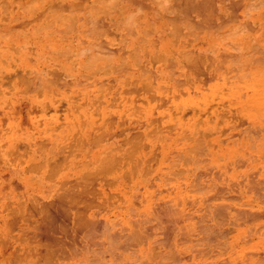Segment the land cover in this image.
I'll use <instances>...</instances> for the list:
<instances>
[{"label": "rangeland", "instance_id": "obj_1", "mask_svg": "<svg viewBox=\"0 0 264 264\" xmlns=\"http://www.w3.org/2000/svg\"><path fill=\"white\" fill-rule=\"evenodd\" d=\"M40 12L43 16H46L47 13V18L50 23L52 21L53 24L51 25L54 28L57 27L58 29L57 25H59L58 32L52 41L50 39L47 40L44 33L45 29L50 27V25L45 26L44 23L35 24V20L32 22L34 25L28 23V14L30 10L19 11L10 8L0 9V264H12L15 260L17 262L15 261L13 264H53V262L54 264H98V261L101 262H99V264H109L110 261L114 259L113 254H120V251H118L120 249L115 248V251L117 249L116 254L113 250L114 247L112 249L111 244L107 246V243H110L108 240L113 235L112 233L115 232V234H118L121 227L122 230L120 232L124 231L123 229H128V231L134 229L146 231L152 230V228L155 231L156 229L155 235L150 237V243L153 244L155 252L161 249L160 257L163 259L159 260V257L157 260L160 264H166L168 262L167 260H169L167 264H173L176 263V261L177 264H179L181 262V257L177 256L176 253H178L177 251L180 249L181 253L182 250L187 253H184L186 256L183 257V261L187 262L188 259L189 264H191L190 261H193V256L200 253L199 249H203L204 246L211 247L212 249L210 248V251L222 252L224 255L222 254L223 256L221 259L230 261V264H244V260L247 258L253 256L257 257L256 254L264 255V186H262L264 185V59L236 56L196 59L197 62H204L201 66L197 65L192 68L197 70L195 73L181 72L187 69L185 67H176L173 72L169 73H160V69L157 70L156 68L150 67L147 75L148 90L147 94L143 93V99H141L140 95L138 96L135 91L124 93L125 90H123V92L118 90V99L114 107H98L93 105L70 106L68 112L65 113L68 115L62 117L59 114L60 107L58 106L60 99L67 98V100L70 101L75 99H88L91 101L90 99H93L96 95L97 97L101 96L103 92L99 93L98 83L94 81L92 77H88L89 75H85V81H79L61 89L54 84L55 80L53 81L52 74L46 78L49 80H46L42 77L43 75L35 73L41 66L52 65L59 60L49 57L50 54L43 50L50 48L61 49L62 43L66 44V40L62 41L61 32H59L60 24H55L61 23V13L54 12L51 20V11ZM74 18L75 15H69V22L71 23ZM31 19L33 20L34 17ZM84 48L91 49V45H87ZM232 53H236V51H232ZM190 60L192 61L193 59ZM69 64L71 65L74 63ZM90 64H92V59H90ZM20 70L31 71L32 73L21 74L19 72ZM241 74H243L241 76L242 79H239ZM125 80L126 79H124L125 83L123 84L126 86ZM178 82L182 83L178 84ZM150 86L152 87L150 88ZM106 92L107 94L109 93V91L106 90L103 94L105 95ZM39 94L41 95L39 96ZM39 98L44 99L43 101L48 102L50 106L42 105L36 108ZM103 117H116L117 120L105 121L99 119ZM157 127H159V130H157ZM155 130L159 133L156 134ZM152 133L156 137H153V135L151 136ZM159 134L160 137L158 138ZM187 134L189 135L186 136ZM200 136L203 137L201 138ZM255 136L258 137L256 138ZM93 138H96L94 139L95 141ZM95 142L96 144H93ZM200 142V146L202 142L204 143L201 147L199 144H196ZM130 150H133L134 153H130ZM129 153L132 154L131 157H129ZM180 155L183 156L184 160ZM185 156H189L191 159L189 157L185 159ZM126 157L132 160L128 161ZM236 157H238V159H236ZM114 159L116 161H113ZM104 160L106 162H103ZM178 160L179 163H175L176 161L178 162ZM197 160L200 161L198 162ZM136 161L137 163H135ZM112 164L114 166H112ZM108 165L110 167H106ZM143 165L145 169L147 167L149 168L147 173ZM135 166L138 168L136 169ZM141 166L143 171H141ZM151 166L153 169H150ZM93 167L94 169L97 168L95 170L96 172ZM101 167H106L105 170L108 168L112 169H110V172L105 173L104 168ZM181 168H184L183 171ZM199 168L201 169L199 170ZM133 169L135 171H133ZM214 170H217V174ZM123 171L126 174H123ZM175 171L178 172V174ZM49 172L52 174H49ZM102 172L103 174L100 176ZM87 173L90 174V176L86 175ZM94 174L97 175V178L96 176L94 178L91 177ZM98 174L100 177H98ZM82 176L89 180H87V185L85 182L86 180H82ZM78 177H81V179ZM79 179L80 181H77ZM106 180H108L109 183L108 181L106 182ZM90 181H93V183ZM231 182L233 183L231 184ZM255 183L258 186H256ZM50 185H55L54 189L51 191ZM93 186L99 191L94 189ZM70 188L72 189L69 191ZM137 189L138 191H136ZM71 191L73 193H71ZM80 191L83 194H81ZM50 192L52 193L50 194ZM46 194H49V196ZM71 194L72 196H69ZM134 194L140 195L134 196ZM6 195L8 196L6 197ZM64 195L69 199H65ZM120 195L121 197H119ZM211 195L216 196L212 197ZM83 196L84 198H82ZM156 196L158 198H156ZM75 197L76 200L74 199ZM204 199H206V201H204ZM18 201L22 203H18ZM222 201L223 204L221 203ZM26 202H28V205ZM36 202L37 204H35ZM51 202H53L51 205L53 208L51 209V207H49V209H44V204H50ZM76 202L80 206H78ZM97 202L100 204L98 205ZM193 202L195 203L193 204ZM215 202L217 205L222 204V206H226V209H224L227 211V216L224 214L226 219L221 215L219 217V214L215 212L214 208H212L214 212L209 208L212 207ZM30 203L31 205L34 203L33 206L37 205L38 207H33ZM146 203L148 204V209ZM205 203H208L209 206L207 207L208 204ZM19 204L23 206L21 207ZM149 204L151 207H149ZM12 205H14L13 208L15 205V208L20 206V211L23 212V214L19 211L15 213H19L23 217H16L17 215L14 214V210H12V215L16 218L14 219L15 222H13L12 219L13 226L12 223H9L12 226H10V230L8 222L12 218V215L9 209L11 210ZM24 205L26 208L29 206V211H27L28 209H26ZM41 205L42 207H40ZM193 205L195 206L193 207ZM131 207L132 210L134 209V215L132 210H130ZM158 207L164 208L163 212L159 214L160 216L158 215L157 217L156 214L158 213L156 212ZM243 207H247L248 210ZM39 209L43 211V215ZM15 210L17 211L19 209L17 208ZM55 210H57V212ZM154 210H156V212H154ZM211 210L213 212V214L211 213L212 215L215 217L218 216L216 220L213 216L214 223L216 221L215 225L217 226L218 224L220 226L215 227L222 228L226 233V236L223 235L225 236L224 238L220 236L217 237L218 239L221 238V241H225L224 243L227 242L226 244L223 243L225 249H223L221 246L222 242H219V240H217V245H215L213 241L208 244L206 240H202L199 243L197 239L199 243L196 244L197 246H189V242L191 241L186 240L189 236L185 239L181 238L183 235L184 237L187 236L186 233H184L187 232L185 229L187 227L191 228L192 226L191 229L194 227L198 228L201 224L207 222L206 219L208 218L204 221L201 220L204 216H201L204 212L209 215L208 212H211ZM25 211L28 215L31 212L32 214L34 213V216L37 215L39 217L36 216L34 219L31 213V216L29 215L26 217ZM235 211L237 214H240V217L239 215L236 216L237 214H235ZM47 212L49 216L53 215V222L60 223L59 225L56 223L53 229H59V233L57 234L59 235L62 233L61 237L63 236L64 239L66 238L67 245L65 243H61L60 245H63V247L68 246L69 249L74 246L73 248L77 249L72 248L71 251L68 250L61 256L59 250H55V248L53 250V248H51V250L48 249V251L46 247H44V239L41 240L40 230L39 232L37 230L43 226H40L38 222H41L44 213L48 214ZM73 212L76 216L86 215L89 217L91 214V226L77 225V217ZM144 212L146 215L149 214L147 215L148 217L145 216ZM168 212L170 214L173 213V215L176 213V218H174L173 215L171 217ZM58 213L59 215H57ZM19 214L18 216H20ZM162 214L165 215L163 216ZM211 214L210 217H212ZM193 216H195V218ZM143 217H146V219L143 220ZM221 217H223V221ZM17 218L20 220L16 221ZM139 218L142 219L141 223H143V225L140 223ZM147 218H149V222ZM4 219L9 220L5 222ZM24 219H26V221ZM21 220H24L26 225L24 222H22L23 224L20 223ZM61 221L67 223V226L63 222L61 223ZM104 221L106 222L105 224ZM182 221L185 224H183ZM17 222L21 224V228L26 227L24 228L25 230L23 228V231L19 230L20 226ZM28 222L29 225L31 223L30 228L33 229V231L27 228L29 227ZM35 222L37 223L35 224ZM126 223L127 227L125 225ZM144 223L148 224L144 225ZM178 223L181 224L178 225ZM141 225L145 227L142 228ZM260 225L261 227L259 228ZM177 226H181L182 228ZM249 226L250 228H248ZM107 228L112 232H107ZM175 228H178L176 229L177 231H174ZM88 229H90V231ZM169 230H173V233ZM166 231L170 232L171 239L167 236ZM24 232L25 234H21ZM34 232L36 233L35 239L33 238ZM86 232L89 234L91 233L92 240L85 238V236L82 238V235L88 234ZM178 232H181V234H178ZM203 232L206 233L205 231ZM26 233H29V236H26ZM93 233H95L96 236ZM192 233L196 236V232ZM63 234H67L65 235L66 237ZM74 234L76 237H74ZM107 234L109 238L106 241L104 238H107ZM94 236L97 238V241L94 240ZM87 237L90 238V236ZM179 238L185 241L179 240ZM20 239L22 240L20 241ZM30 239L33 242L35 240V242L39 244L34 242L32 245ZM175 240L176 242L177 240L180 242V244L178 243V250L175 249L176 246L174 247L173 245ZM28 241H30L29 244H31L33 248H30L31 245L29 246ZM154 241H157V243H161L162 241V243L156 246L157 243L154 245ZM88 242L94 250L92 248H90L92 250H89V248L85 249ZM93 242L98 246V249L101 247L102 251L101 249L98 250L94 248ZM116 243L115 245H117ZM146 243L142 242L140 246H146ZM200 244L203 245V247H201ZM40 245L43 247L41 248ZM170 245L173 246V248H170ZM103 247L107 248L104 249ZM109 247L110 249L108 251ZM156 247H158L157 250ZM37 248L40 249V251ZM31 249L33 251L32 254ZM46 252H50V254H48L49 256H47ZM112 252L113 254H111ZM148 252L151 254L150 251ZM149 253L142 256L146 259L141 257L142 252H140V250L138 252L139 256L138 254H133L134 259H130V256H128L129 254L124 253L123 258L117 256L119 261L114 259L115 261L112 260L111 262H114L110 264H136V255L139 258H137V264L139 262V264H149L150 262V264H154L155 261ZM189 253L192 254L190 259L189 257L185 259ZM15 254L17 255L16 258L14 256ZM55 254L57 255L54 257ZM31 255H33L34 258L31 257ZM51 256H53L55 260L51 258ZM58 256L61 257L59 258ZM149 256L151 257L150 260L152 259L154 262L147 259ZM175 257H177L176 261ZM35 258L38 259L37 262ZM140 258L144 260L145 263L139 261L141 260ZM42 259H44L43 262L45 261V263H42ZM90 259L92 262H90ZM103 259H106V261ZM46 260L48 261L47 263ZM165 260L167 262H165Z\"/></svg>", "mask_w": 264, "mask_h": 264}, {"label": "crops", "instance_id": "obj_2", "mask_svg": "<svg viewBox=\"0 0 264 264\" xmlns=\"http://www.w3.org/2000/svg\"><path fill=\"white\" fill-rule=\"evenodd\" d=\"M8 8L30 10L29 24L35 20V24L50 25L44 33L51 41L59 25L54 28L47 13L43 16L40 11H51V20L54 12L61 13V23L55 24H60L59 32L66 44L62 43L61 49L43 50L59 60L41 66L35 73L45 79L53 73L54 84L61 89L85 81V75H89L98 83L99 93L109 91L91 101L60 99L62 117L68 115L65 113L70 106L114 107L118 90L135 91L143 99L150 67L160 69V73L173 72L176 67L187 68L181 72L195 73L197 70L191 68L202 65L195 59H264V0H0V9ZM69 15H75L71 23ZM87 45L91 49L84 48ZM43 100L38 99L36 108L50 106Z\"/></svg>", "mask_w": 264, "mask_h": 264}, {"label": "bare ground", "instance_id": "obj_3", "mask_svg": "<svg viewBox=\"0 0 264 264\" xmlns=\"http://www.w3.org/2000/svg\"><path fill=\"white\" fill-rule=\"evenodd\" d=\"M240 1H241V0H240ZM244 1H245V0H244ZM202 4H203V3H202ZM235 4H236V3H235ZM240 4H241V3H240ZM191 5H192V4H191ZM205 5H206V4H205ZM212 5H213V2H212ZM212 5H211V7H212ZM182 6H183V5H182ZM209 6H210V5H209ZM183 7H184V6H183ZM228 7H229V6H228ZM184 8H185V7H184ZM191 8H193V7H191ZM191 8H190V10H191ZM194 8H195V7H194ZM206 8H207V7H206ZM246 9H247V8H246ZM182 10H183V9H182ZM207 10H208V9H207ZM217 11H218V10H217ZM188 12H189V11H188ZM211 12H212V11H210V13H211ZM247 13H248V12H247ZM220 18H221V17H220ZM176 19H177V18H176ZM217 24H218V23H217ZM180 31H181V30H180ZM178 33H179V32H177V34H178ZM180 33H181V32H180ZM177 34H176V35H177ZM190 40H191V39H190ZM175 45H176V44H175ZM256 45H257V44H256ZM257 47H258V46H257ZM254 48H256V47H254ZM258 50H259V49H258ZM250 53H251V52H250ZM252 53H253V52H252ZM185 54H186V53H185ZM262 54H263V53H262ZM262 54H261V56H262ZM186 55H187V54H186ZM245 56H246V55H245ZM192 57H193V56H192ZM256 57H257V56H256ZM200 58H201V57H200ZM192 59H193V58H192ZM212 59H213V58H212ZM236 59H237V58H236ZM195 60H196V59H195ZM192 61H194V60H192ZM200 61H201V60H200ZM222 61H223V60H222ZM236 61H237V60H236ZM201 62H202V61H201ZM203 62H204V61H203ZM203 62H202V63H203ZM190 63H191V62H190ZM193 63H194V62H193ZM196 63H197V61H196ZM221 63H222V62H221ZM232 63H235V62H232ZM122 64H123V63H122ZM191 64H192V63H191ZM195 65H196V64H195ZM118 66H119V64H118ZM190 66H191V65H190ZM190 66H189V67H190ZM200 66H201V65H200ZM206 67H207V66H206ZM208 67H209V66H208ZM119 68H120V67H119ZM233 68H234V67H233ZM142 69H143V68H142ZM191 69H192V68H191ZM234 69H235V68H234ZM32 70H33V69H32ZM118 70H119V69H118ZM142 71H143V70H142ZM142 71H141V72H142ZM144 71H145V69H144ZM193 71H194V70H193ZM119 73H120V72H119ZM126 73H127V72H126ZM52 74H53V73H52ZM112 74H113V73H112ZM131 74H132V73H131ZM141 74H142V73H141ZM242 75H243V74L240 75V78H239V79H242V78H241ZM25 76H26V75H25ZM140 76H141V75H140ZM42 77H43V76H42ZM124 77H125V76H124ZM149 77H150V76H149ZM207 77H208V76H207ZM147 78H148V77H147ZM173 78H174V77H173ZM29 79H30V78H29ZM29 79H28V80H29ZM119 79H120V78H119ZM141 79H142V78H141ZM41 80H42V79H41ZM46 80H49V79H46ZM121 80H122V79H121ZM139 80H140V79H139ZM144 80H146V79L144 78ZM178 81H179V80H178ZM240 81H241V80H240ZM242 81H243V80H242ZM31 82H32V81H31ZM48 82H49V81H48ZM189 82H190V81H189ZM89 83H90V82H89ZM143 83H144V82H143ZM179 83H182V82H178V84H179ZM26 84H27V83H26ZM31 84H32V83H31ZM120 84H121V83H120ZM146 84H147V82L144 83L145 86H146ZM184 84H185V83H184ZM151 85H152V84H151ZM147 86H148V85H147ZM151 87H152V86H150V88H151ZM99 88H100V87H99ZM37 89H38V88H37ZM146 90H148V89L146 88ZM146 90H145V91H146ZM152 90H153V89H152ZM103 93H104V92H103ZM103 93H102V94H103ZM106 93H107V92H106ZM150 94H151V93H150ZM100 95H101V94H100ZM152 99H153V98H152ZM148 100H149V99H148ZM153 103H154V102H153ZM134 106H135V105H134ZM146 108H148V107H146ZM136 109H137V108H136ZM257 110H258V109H257ZM134 111H135V110H134ZM132 114H133V113H132ZM132 114H131V115H132ZM175 117H176V116H175ZM175 119H176V118H175ZM83 123H84V122H83ZM235 124H236V123H235ZM173 125H174V124H173ZM232 125H233V124H232ZM247 125H248V124H247ZM90 126H91V125H90ZM160 127H161V126H160ZM183 127H184V126H183ZM251 127H252V126H251ZM158 128H159V127H157V130H159ZM146 129H147V128H146ZM153 129H155V128H153ZM212 129H213V128H212ZM243 129H244V128H243ZM250 129H251V128H250ZM157 130H155V132H156ZM183 130H184V128H183ZM185 130H186V129H185ZM244 130H245V129H244ZM93 131H94V130H93ZM102 131H103V130H102ZM110 131H111V129H110ZM148 131H149V130H148ZM148 131H146V132H148ZM170 131H171V130H170ZM195 131H196V130H195ZM245 131H246V130H245ZM88 132H89V131H88ZM150 132H151V131H150ZM152 132H153V130H152ZM207 132H209V131H207ZM102 133H103V132H102ZM148 133H149V132H148ZM157 133H159V132H156V134H157ZM160 133H161V132H160ZM187 133H188V132H187ZM200 133H201V131H200ZM203 133H204V132H203ZM203 133H202V134H203ZM105 134H106V133H105ZM141 134H142V133H141ZM154 134H155V133H154ZM254 134H255V133H254ZM99 135H100V134H99ZM136 135H138V134H136ZM139 135H140V134H139ZM146 135H147V134H146ZM149 135H150V134H149ZM152 135H153V133L151 134V136H152ZM162 135H163V133H162ZM166 135H167V134H166ZM188 135H189V134H187L186 136H188ZM204 135H205V134H204ZM207 135H208V134H207ZM92 137H93V136H92ZM134 137H135V135H134ZM145 137H146V136H145ZM148 137H150V136H148ZM153 137H156V136L153 135ZM159 137H160V134H159L158 138H159ZM181 137H183V136H181ZM190 137H192V136H190ZM190 137H189V138H190ZM200 137H201V136H200ZM202 137H203V136H202ZM202 137H201V138H202ZM208 137H209V136H208ZM255 137L257 138L258 136H255ZM261 137H262V136H261ZM263 137H264V136H263ZM186 138H188V137H186ZM80 139H81V138H80ZM94 139H96V138H93V140H94ZM253 139H255V138H253ZM258 139H259V138H258ZM164 140H165V139H164ZM181 140H182V139H181ZM197 140H198V139H197ZM94 141H95V140H94ZM77 142H78V141H77ZM209 143H210V142H209ZM93 144H96V142L93 143ZM196 144H199V146H200L201 142H200V143H196ZM203 144H204V143L202 142V145H203ZM202 145H201V146H202ZM102 146H103V145H102ZM130 146H131V144H130ZM146 146H147V145H146ZM195 146H196V145H195ZM201 146H200V147H201ZM191 147H192V146H191ZM193 147H194V146H193ZM133 148H134V147H133ZM140 148H141V147H140ZM191 149H192V148H191ZM96 151H97V150H96ZM195 151H196V150H195ZM201 151H202V150H201ZM128 152H129V151H128ZM131 152H133V150H130V153H131ZM174 152H175V151H174ZM68 153H69V152H68ZM93 153H94V152H93ZM130 153H129V154H130ZM133 153H134V152H133ZM196 153H197V152H196ZM154 154H155V153H154ZM194 154H195V153H194ZM237 154H238V153H237ZM108 155H109V154H108ZM134 155H135V154H134ZM182 155H184V154H182ZM182 155H180V157H181ZM240 155H241V154H240ZM240 155H239V156H240ZM126 156H127V155H126ZM131 156H132V154L129 155V157H131ZM175 156H176V155H175ZM191 156H192V155H191ZM136 157H137V156H136ZM186 157H189V156H185V159H186ZM196 157H197V155H196ZM96 158H97V157H96ZM109 158H110V157H109ZM126 158L128 159V161H129V160H132L131 158H130V159H129L128 157H126ZM132 158H133V157H132ZM189 158H190V157H189ZM199 158H200V157H199ZM240 158H241V157H240ZM100 159H101V158H100ZM100 159H99V160H100ZM103 159H104V158H103ZM142 159H143V158H142ZM148 159H149V158H148ZM150 159H151V158H150ZM152 159H153V158H152ZM182 159H183V156H182ZM190 159H191V158H190ZM236 159H238V157H236ZM97 160H98V158H97ZM101 160H102V159H101ZM179 160H181V159H179ZM179 160H178V162L176 161L175 163H179ZM183 160H184V159H183ZM187 160H188V159H187ZM204 160H205V159H204ZM113 161H116V160L114 159ZM174 161H175V160H174ZM190 161H191V160H190ZM193 161H194V160H193ZM197 161H198V160H197ZM199 161H200V160H199ZM199 161H198V162H199ZM207 161H208V160H207ZM240 161H241V160H240ZM41 162H42V161H41ZM48 162H50V161H48ZM97 162H98V161H97ZM101 162H102V161H101ZM103 162H106V161L104 160ZM130 162H131V161H130ZM139 162H140V161H139ZM170 162H171V161H170ZM183 162H184V161H183ZM186 162H187V161H186ZM188 162H189V161H188ZM201 162H202V161H201ZM241 162H242V161H241ZM112 163H113V162H112ZM135 163H137V161H136ZM175 163H174V164H175ZM202 163H203V162H202ZM226 163H228V162H226ZM49 164H50V163H49ZM107 164H108V163H107ZM113 164H114V163H113ZM113 164H112V166H114ZM116 164H117V162H116ZM116 164H115V165H116ZM139 164H140V163H139ZM139 164H138V165H139ZM143 164H144V163H143ZM98 165H100V164H98ZM109 165H110V164H109ZM109 165L106 166V167H110ZM133 165H134V163H133ZM135 165H136V164H135ZM172 165H173V164H172ZM197 165H198V164H197ZM101 166H102V165H101ZM112 166H111V167H112ZM204 166H205V164H204ZM207 166H208V165H207ZM38 167H39V166H38ZM38 167H37V168H38ZM42 167H43V166H42ZM47 167H48V164H47ZM106 167H105V168H106ZM139 167H140V166H139ZM158 167H159V166H158ZM205 167H206V166H205ZM50 168H51V167H50ZM101 168H104V167H101ZM105 168H104L105 173L110 172V169H112V168H110V169L108 168L109 170H108V169L105 170ZM135 168L137 169L138 167L135 166ZM143 168H144V165H143ZM147 168H148V167H147ZM147 168H146V169L144 168V169L146 170V173H147L148 170H149V168H148V169H147ZM187 168H188V167H187ZM197 168H198V167H197ZM209 168H210V166H209ZM93 169H94V167H93ZM93 169H92V170H93ZM96 169H97V168H96ZM96 169H94V171H95ZM141 169H142V166H141ZM150 169H153L152 166L150 167ZM179 169H180V167H179ZM179 169H178V170H179ZM181 169H182V168H181ZM183 169H184V168H183ZM183 169H182V171H183ZM200 169H201V168H199V170H200ZM251 169H252V168H251ZM251 169H250V170H251ZM38 170H39V169H38ZM38 170H37V171H38ZM50 170H51V169H50ZM52 170H53V169H52ZM78 170H79V169H78ZM78 170H77V171H78ZM98 170H101V169H98ZM107 170H108V171H107ZM127 170H128V169H127ZM145 170H144V171H145ZM194 170H195V168H194ZM199 170H197V171H199ZM202 170H203V169H202ZM54 171H55V170H54ZM94 171H93V172H94ZM102 171H103V170H102ZM104 171H103V172H104ZM111 171H112V170H111ZM133 171H135V170L133 169ZM141 171H143V169H142ZM214 171H215V170H214ZM216 171H217V170H216ZM216 171H215V173H216ZM252 171H253V170H252ZM85 172H86V171H85ZM93 172H92V173H93ZM95 172H96V171H95ZM100 172H101V171H100ZM103 172L100 173V176H101V174H103ZM123 172H124V171H123ZM123 172H121V173H123ZM126 172H127V171H126ZM158 172H159V171H158ZM175 172H176V171H175ZM255 172H256V171H255ZM83 173H84V172H83ZM83 173H82V175H83ZM88 173H89V172H88ZM88 173H87L86 175H89V176H90V174H88ZM97 173H98V172H97ZM173 173H174V172H173ZM176 173L178 174V172H176ZM195 173H196V172H195ZM198 173H199V172H198ZM204 173H205V172H204ZM49 174H52V173L49 172ZM80 174H81V173H80ZM115 174H117V173H115ZM119 174H120V173H119ZM123 174H126V173L124 172ZM133 174H134V173H133ZM216 174H217V173H216ZM86 175H85V176H86ZM109 175H110V174H109ZM117 175H118V174H117ZM120 175H121V174H120ZM120 175H119V176H120ZM219 175H220V174H219ZM83 176H84V175H83ZM83 176H82V180L85 179V180H86L85 182H86V185H87V182H88L89 180L86 179V177L83 178ZM95 176H96V178H97V175H96V174H94V175L91 176V177L94 178ZM100 176H99V174H98V177H100ZM103 176H104V175H103ZM114 176H115V175H114ZM251 176H252V175H251ZM87 177H88V176H87ZM112 177H113V176H112ZM132 177H133V176H132ZM197 177H198V174H197ZM219 177H220V176H219ZM78 178L81 179V177H78ZM88 178H90V177H88ZM104 178H105V177H104ZM110 178H111V177H110ZM110 178H109V179H110ZM217 178H218V176H217ZM251 178H252V177H251ZM80 179L77 180V181H80ZM90 179H91V178H90ZM106 179H108V178H106ZM111 179H112V178H111ZM111 179H110V180H111ZM169 179H170V178H169ZM171 179H172V178H171ZM196 179H197V178H196ZM205 179H206V178H205ZM240 179H241V178H240ZM258 179H259V178H258ZM87 180H88V181H87ZM91 180H92V179H91ZM192 180H193V179H192ZM241 180H242V179H241ZM249 180H250V179H249ZM83 181H84V180H83ZM107 181H108V180H106V182H107ZM130 181H131V180H130ZM132 181H133V180H132ZM250 181H251V180H250ZM260 181H261V180H260ZM90 182L93 183V181H90ZM104 182H105V181H104ZM111 182H112V181H111ZM198 182H199V181H198ZM251 182H253V181H251ZM251 182H250V183H251ZM262 182H263V181H262ZM108 183H109V181H108ZM112 183H113V182H112ZM112 183H111V184H112ZM159 183H160V182H159ZM213 183H214V182H213ZM232 183H233V182H231V184H232ZM250 183H249V184H250ZM257 183H258V182H257ZM74 184H75V183H74ZM80 184H81V183H80ZM84 184H85V183H84ZM111 184H110V185H111ZM113 184H114V183H113ZM149 184H150V183H149ZM153 184H154V183H153ZM215 184H216V181H215ZM231 184H230V185H231ZM82 185H83V184H82ZM105 185H106V184H105ZM158 185H159V184H158ZM196 185H197V184H196ZM198 185H199V184H198ZM235 185H236V184H235ZM255 185H256V183H255ZM56 186H57V185H56ZM150 186H151V185H150ZM150 186H149V187H150ZM199 186H200V185H199ZM211 186H213V185H211ZM217 186H218V185H217ZM223 186H224V185H223ZM248 186H249V185H248ZM256 186H258V185H256ZM256 186H255V187H256ZM262 186H264V185H262ZM54 187H55V185H54V186H53V185H50V191H51L52 189H54ZM77 187H78V186H77ZM93 187H94V186H93ZM147 187H148V185H147ZM151 187H152V186H151ZM205 187H206V186H205ZM205 187H204V188H205ZM214 187H215V186H214ZM78 188H79V187H78ZM81 188H82V187H81ZM138 188H139V187H138ZM165 188H166V187H165ZM165 188H164V189H165ZM173 188H174V187H173ZM199 188H200V187H199ZM224 188H225V187H224ZM232 188H233V187H232ZM250 188H251V187H250ZM71 189H72V188H70L69 191H70ZM86 189H87V187H86ZM88 189H89V188H88ZM94 189H97V188L94 187ZM196 189H197V188H196ZM211 189H212V188H211ZM225 189H226V188H225ZM73 190L75 191L74 187H73ZM73 190H72V191H73ZM79 190H80V189H79ZM84 190H85V189H84ZM97 190H98V189H97ZM97 190H96V191H97ZM205 190H206V189H205ZM218 190H219V188H218ZM234 190H235V189H234ZM46 191H47V190H46ZM69 191H68V192H69ZM72 191H71V193H73ZM93 191H94V190H93ZM98 191H99V190H98ZM136 191H138V189H137ZM195 191H196V190H195ZM199 191H200V190H199ZM199 191H198V192H199ZM209 191H210V190H209ZM219 191H220V190H219ZM253 191H254V190H253ZM259 191H260V190H259ZM61 192H62V191H61ZM68 192H67V193H68ZM89 192H90V191H89ZM94 192H95V191H94ZM94 192H92V193H94ZM132 192H133V191H132ZM51 193H52V192H50V194H51ZM65 193H66V191H65ZM76 193H77V189H76ZM76 193H75V194H76ZM80 193H81V191H80ZM80 193H78V194H80ZM123 193H124V192H123ZM134 193H135V192H134ZM137 193H138V192H137ZM205 193H206V192H205ZM211 193H212V192H211ZM78 194H77V195H78ZM81 194H83V193H81ZM110 194H111V193H110ZM110 194H109V195H110ZM117 194H118V193H117ZM117 194H116V195H117ZM132 194H133V193H132ZM215 194H216V193H215ZM225 194H226V193H225ZM225 194H223V195H225ZM46 195L49 196V194H46ZM65 195H66V194H65ZM65 195H64V196H65ZM86 195H88V194H86ZM89 195H90V194H89ZM136 195H140V194H136ZM136 195L134 194V196H136ZM156 195H157V194H156ZM203 195H204V194H203ZM216 195H217V194H216ZM216 195H211V196H212V197H213V196L215 197ZM218 195H219V194H218ZM231 195H232V194H231ZM258 195H260V194H258ZM7 196H8V195H6V197H7ZM60 196H61V195H60ZM69 196H72V194L69 195ZM80 196H81V195H80ZM157 196H158V195H157ZM157 196H156V198H158ZM33 197H35V196H33ZM58 197H59V196H58ZM61 197H62V196H61ZM111 197H112V196H111ZM119 197H121V195H120ZM138 197H139V196H138ZM179 197H180V196H179ZM198 197H199V196H198ZM203 197H204V196H203ZM206 197H207V196H206ZM217 197H218V196H217ZM256 197H257V196H256ZM66 198H67V197L65 196V199H66ZM70 198H71V197H70ZM82 198H84V196H83ZM136 198H137V197H136ZM172 198H173V197H172ZM192 198H193V197H192ZM201 198H202V197H201ZM209 198H210V197H209ZM29 199H30V198H29ZM39 199H40V198H39ZM59 199H60V197H59ZM67 199H69V198H67ZM74 199L76 200V197H75ZM78 199H79V198H78ZM78 199H77V202H78ZM121 199H122V198H121ZM180 199H181V198H180ZM186 199H187V198H186ZM207 199H208V198H207ZM258 199H259V197H258ZM35 200H36V199H35ZM37 200H38V199H37ZM51 200H53V199H51ZM51 200H50V201H51ZM61 200H62V199H61ZM72 200H73V199H72ZM80 200H81V199H80ZM90 200H91V199H90ZM94 200H95V199H94ZM105 200H106V199H105ZM132 200H133V199H132ZM151 200H152V199H151ZM153 200H154V199H153ZM165 200H167V199H165ZM165 200H163V201H165ZM178 200H179V199H178ZM20 201H21V200H20ZM31 201H32V200H31ZM50 201H49V202H50ZM69 201H70V200H69ZM109 201H110V200H109ZM124 201H125V199H124ZM147 201H148V200H147ZM155 201H156V200H155ZM204 201H206V199H204ZM213 201H214V200H213ZM24 202H25V201H24ZM24 202H23V203H24ZM38 202H39V201H38ZM42 202H43V201H42ZM45 202H46V201H45ZM47 202H48V201H47ZM55 202H56V201H55ZM77 202H76V203H77ZM110 202H111V201H110ZM165 202H166V201H165ZM167 202H168V201H167ZM195 202H197V201H195ZM195 202H193V204H194ZM18 203H22V202H19V201H18ZM40 203H41V201H40ZM65 203H66V202H65ZM86 203H87V202H86ZM147 203H148V202H147ZM147 203H146V204H147ZM161 203H162V202H161ZM161 203H160V204H161ZM217 203H218V202H217ZM221 203L223 204V201H222ZM227 203H228V202H227ZM26 204L28 205V202H26ZM26 204H25V205H26ZM32 204L34 205V203H32ZM35 204H37V202H36ZM41 204H42V203H41ZM52 204H53V202H51L50 204L45 203V204H44V209H49V207H51ZM56 204H57V203H56ZM56 204H55V205H56ZM71 204H72V203H71ZM71 204H70V205H71ZM74 204H75V202H74ZM74 204H73V205H74ZM97 204H98V202H97ZM99 204H100V203H99ZM99 204H98V205H99ZM150 204H151V203H150ZM150 204H149V207H151ZM154 204H155V202H154ZM190 204H191V203H190ZM196 204H197V203H196ZM205 204H208V203H205ZM222 204H221V205H220V204L217 205L216 202H215V204H214L212 207H209V208H211V209L214 208L215 212H216L217 214H219V217H220V215L223 216V217H225V215L227 216V213H226L227 211L224 210V209H226V208H225L226 206L224 207V206H222ZM19 205H20L21 207L23 206V205H21V204H19ZM25 205H24V207L26 208ZM30 205H31V203H30ZM33 205H31V206H33ZM66 205H67V204H66ZM77 205L80 206L78 203H77ZM85 205H86V204H85ZM85 205H84V207H85ZM101 205H102V203H101ZM143 205H144V204H143ZM157 205H158V204H157ZM171 205H172V204H171ZM226 205H227V204H226ZM8 206H9V205H8ZM13 206H14V205H12L11 210L9 209L10 212H11L12 210H14V212L12 211L14 214H16L15 212H18V211L21 212V211H20V209H21L20 206L17 207V208L19 209V210H17V211L15 210V209H17V208H15L16 205H15L14 208H13ZM31 206H30V207H31ZM35 206H36V208L38 207L37 205H35ZM35 206H33V207H35ZM58 206H59V204H58ZM60 206H61V205H60ZM63 206H65V205H63ZM71 206H72V205H71ZM74 206H76V205H74ZM194 206H195V205H193V207H194ZM208 206H209V204L207 205V207H208ZM232 206H233V205H232ZM27 207L29 208V206H27ZM40 207H42V205H41ZM56 207H57V206H56ZM56 207H55V208H56ZM102 207H103V206H102ZM146 207H147V209H148V204H147ZM164 207H165V206H164ZM164 207H158L157 212H156V210H154V212L158 213V214H156L157 217H158V215H159L160 213L163 212V208H164ZM170 207H172V206H170ZM205 207H206V206H205ZM28 208H26V209H28ZM36 208H35V210H36ZM52 208H53V207H51V209H52ZM65 208H66V207H65ZM86 208H87V207H86ZM86 208H85V209H86ZM105 208H106V207H105ZM155 208H156V207H155ZM167 208H168V207H167ZM172 208H173V207H172ZM174 208H175V207H174ZM243 208H247V207H243ZM71 209H72V208H71ZM87 209H88V208H87ZM145 209H146V208H145ZM150 209H151V208H150ZM191 209H194V208H191ZM199 209H200V208H199ZM204 209H205V208H204ZM232 209H234V208H232ZM254 209H255V208H254ZM33 210H34V209H33ZM39 210H40V209H39ZM39 210H38V212H39ZM63 210H64V209H63ZM94 210H96V209H94ZM97 210H98V208H97ZM130 210H132V207H131ZM133 210H134V209H133ZM133 210H132V212H133ZM212 210H213V209H212ZM212 210H211V212H208L209 215L205 214V212H204V214L201 216V217L204 216V218H201V217H200L201 220H204V221L207 220V222H205L204 224H201L200 227H198V228L194 227L193 229H191L193 226H192L191 228H190V227L188 228V227L186 226L188 229L185 227V228H186L185 231L187 230V232H184V233H186L187 236L185 235L186 237H184V235L182 234L183 237L181 236V238H184V239H185V238H187V237L189 236V238L186 239V240L191 241V242H189V243H190L189 246H195L196 244H199L202 240H206V243H208V244H209L211 241H213V243H214L215 245H217V240H219V242H220V241H221L220 239H221V238H224V237L226 236V235H225L226 233L223 231L222 228H216V227L219 226V225H218V224H217V226L215 225L216 221H215V223H214V220H213V216H214V215H212L213 212H214V210H213V212H212ZM241 210H243V209H241ZM247 210H248V208H247ZM9 211H8V212H9ZM22 211H24V210H22ZM27 211H29V209H28ZM30 211H31V208H30ZM40 211H41V210H40ZM50 211H51V210H50ZM53 211H54V210H53ZM55 211L57 212V210H55ZM69 211H70V209H69ZM69 211H68V213H69ZM74 211H75V210H74ZM177 211H178V210H177ZM181 211H182V209H181ZM194 211H195V210H194ZM200 211H201V210H200ZM250 211H251V210H250ZM252 211H253V210H252ZM8 212H7V214H8ZM12 212L10 213L11 215H12ZM41 212H42V215H43V211H41ZM44 212H45V210H44ZM60 212H61V211H60ZM75 212H76V211H75ZM78 212H79V211H78ZM86 212H87V211H86ZM86 212H85V213H86ZM89 212H90V211H89ZM94 212H95V211H94ZM96 212H97V211H96ZM132 212H131V213H132ZM146 212H147V210H146ZM148 212L151 213L150 211H148ZM179 212H180V211H179ZM183 212H184V211H183ZM190 212H191V211H190ZM242 212H244V211H242ZM242 212H241V213H242ZM246 212H247V211H246ZM25 213H26V211H25ZM30 213H31V212H30ZM30 213H29V215L31 216L32 213H31V214H30ZM47 213H48V212H47ZM50 213H51V212H50ZM73 213H74V212H73ZM82 213H83V212H82ZM144 213H145V212H144ZM164 213H165V212H164ZM168 213H169V212H168ZM177 213H178V212H177ZM181 213H182V212H181ZM184 213H186V212H184ZM184 213H183V214H184ZM211 213H212V214H211ZM18 214H19V213H18ZM18 214H16L17 216H16V215H15V216L18 217V218L22 216V215H20V214H19L20 216H18ZM21 214H23V212H21ZM33 214H34V213H33ZM33 214H32V217H34V219H35V217H36L37 215L34 216ZM38 214H39V213H38ZM64 214H65V213H64ZM74 214H75V213H74ZM79 214H80V213H79ZM88 214H89V213H88ZM175 214H176V213H175ZM175 214L173 215V213H171V214L169 213V215H170L171 217H172V215H173V217L176 218V217H175ZM189 214H191V213H189ZM210 214H211L212 217H210ZM224 214H225V215H224ZM235 214H237L236 211H235ZM244 214H245V213H244ZM253 214H254V213H253ZM4 215H5V214H4ZM29 215H28V213H26V217L29 216ZM39 215H41V214H39ZM57 215H59V213H58ZM81 215H82V214H81ZM90 215H91V214H90ZM90 215H89V217H88V216H86V215H85V216H80V215H77V216H76V214H75V216L77 217V218H76V219H77L76 224H77V225H81V226H91V224H92V220L90 219V217H92V216H90ZM96 215H97V214H96ZM133 215H134V212H133ZM140 215H141V214H140ZM147 215H149V214H147ZM147 215H146V213H145V216H147ZM162 215H163V214H162ZM164 215H165V214H164ZM164 215H163V216H164ZM177 215H178V214H177ZM179 215H181V214H179ZM193 215H195V214H193ZM238 215H239V217H240V214H237L236 216H238ZM9 216H10V215H9ZM13 216H14V215H12V218L9 217V218H11V219H10L11 221H10L9 219H6V220L4 219V221L6 222L7 220H9L8 224H9V223H12V226H13V225H14L13 222H15L14 219L16 218V217H13ZM24 216H25V215H24ZM54 216H55V215H54ZM69 216H70V214H69ZM131 216H132V215H131ZM150 216H151V214H150ZM150 216H149V218H150ZM156 216H155V218H156ZM159 216H160V215H159ZM167 216H168V215H167ZM195 216H196V215H195ZM195 216H193V217L195 218ZM22 217H23V216H22ZM32 217H31V220H32ZM37 217H39V216H37ZM62 217H63V214H62ZM70 217H71V216H70ZM115 217H116V216H115ZM141 217H142V216H141ZM147 217H148V216H147ZM214 217H215V216H214ZM216 217H218V216H216ZM216 217L214 218L215 220L217 219ZM223 217H221V218H222V221H223L224 219H226V217H225L224 219H223ZM260 217H261V216H260ZM3 218H4V217H3ZM18 218L16 219V221H19V220H20V219H18ZM24 218H25V217H24ZM65 218H66V216H65ZM102 218H103V217H102ZM135 218H136V217H135ZM137 218H138V217H137ZM149 218H147V219H148V222H149ZM161 218H162V217H161ZM163 218H164V217H163ZM169 218H170V217H169ZM174 218H173V219H174ZM190 218H191V217H190ZM194 218H193V219H194ZM206 218H208L209 220L206 219ZM234 218H236V217H234ZM245 218H246V216H245ZM245 218H244V219H245ZM254 218H255V216H254ZM256 218H257V217H256ZM12 219H13V222H12ZM52 219H54V218H53V215H50V216H49V213H48V214H45V213H44V216L42 217L41 222H40V223L38 222V224H39L40 226H41V225H43V226H42L41 228H39L37 231L39 232V230H40V234H41V237H42L41 240L44 239V241H43V242H45V246H44V247H46L47 250H48V249L51 250V248H53V250H54V248H55V250H59V251H60V254H61V256H62V254H63L64 252L66 253V251H68V250L71 251L72 248H73L74 246H73L72 248L69 249L68 246H67V247H66V246L63 247V245H60L61 243H65V244L67 245L66 238L64 239L63 236L61 237V234H62V233H60L59 235L57 234V233H59V231H58L59 229H53V228L56 226V223H57V222H53ZM144 219H146V217H145V218L143 217V220H144ZM183 219H185V218H183ZM205 219H206V220H205ZM1 220H2V219H1ZM24 220L26 221V219H24ZM24 220H21L20 223L24 222V224H25L26 222H25ZM28 220H29V219H28ZM39 220H40V219H39ZM39 220H38V221H39ZM58 220H59V219H58ZM61 220H62V219H61ZM64 220H65V219H64ZM74 220H75V219H74ZM104 220H105V219H104ZM131 220H132V219H131ZM134 220H135V219H134ZM134 220H133V221H134ZM139 220H140V223H141V222H142V221H141L142 219L139 218ZM139 220H138V222H139ZM160 220H161V219H160ZM190 220H191V219H190ZM242 220H243V218H242ZM32 221H33V220H32ZM35 221H36V220H35ZM68 221H69V220H68ZM96 221H97V220H96ZM98 221H99V220H98ZM100 221H101V220H100ZM163 221H164V220H163ZM172 221H173V220H172ZM186 221H187V220H186ZM208 221H209V222H208ZM210 221H211V223H210ZM249 221H250V220H249ZM59 222H60V221H59ZM62 222H63V221H61V223H62ZM138 222H137V223H138ZM144 222H145V221H144ZM146 222H147V221H146ZM173 222H174V221H173ZM177 222H178V221H177ZM182 222H183V221H182ZM182 222H181V223H182ZM195 222H196V221H195ZM2 223H3V222H2ZM17 223H18V222H17ZM33 223H34V221H33ZM36 223H37V222H35V224H36ZM63 223H64V222H63ZM73 223H74V222H73ZM73 223H72V224H73ZM105 223H106V222L104 221V224H105ZM181 223H180V224H181ZM233 223H234V222H233ZM6 224H7V223H6ZM22 224H23V223H22ZM57 224H58V223H57ZM59 224H60V223H59ZM59 224H58V225H59ZM64 224H66V226H67V223H64ZM76 224H75V225H76ZM98 224H99V223H98ZM121 224H122V223H121ZM141 224L143 225V223H141ZM147 224H148V223H147ZM147 224L144 223V225H147ZM150 224H151V222H150ZM158 224H159V223H158ZM175 224H176V223H175ZM180 224L178 223V225H180ZM183 224H185V223L183 222ZM240 224H241V223H240ZM260 224H261V223H260ZM18 225L20 226V227H19V230H22V228H23V229L26 228V227H22V228H21V224H19V223H18ZM25 225H26V224H25ZM32 225H33V224H32ZM58 225H57V226H58ZM93 225H94V224H93ZM116 225H117V224H116ZM122 225H124V224H122ZM125 225H126V227H127V223H126ZM142 225H141V226H142ZM8 226H9V229H10L11 224H9ZM12 226H11V227H12ZM23 226H24V225H23ZM28 226H29V227H27V228L31 229V228H30L31 223H30V225H29V222H28ZM61 226H63V225H61ZM96 226H97V224H96ZM107 226H108V224H107ZM120 226H121V225H120ZM129 226H130V225H129ZM133 226H134V225H133ZM157 226H158V225H157ZM181 226H182V225H181ZM181 226H177V227H181ZM215 226H216V227H215ZM250 226H251V225H250ZM250 226H249L248 228H250ZM252 226H253V225H252ZM257 226H258V225H257ZM5 227H6V226H5ZM94 227H95V226H94ZM113 227H114V225H113ZM124 227H125V226H124ZM136 227H137V226H136ZM138 227H139V226H138ZM143 227H145V226H142V228H143ZM158 227H159V226H158ZM161 227H162V226H161ZM182 227H183V226H182ZM182 227H181V228H182ZM219 227H220V226H219ZM260 227H261V225L259 226V228H260ZM3 228H4V227H3ZM34 228H37V227H34ZM63 228H65V227L63 226ZM74 228H75V227H74ZM81 228H82V227H81ZM81 228H80V229H81ZM86 228H87V227H86ZM86 228H85V229H86ZM96 228H98V227H96ZM116 228H117V227H116ZM130 228H131V226H130ZM133 228H134V227H133ZM5 229H6V228H5ZM7 229H8V228H7ZM60 229H61V228H60ZM111 229H112V228H111ZM131 229H132V228H131ZM131 229H129V230H131ZM136 229H137V228H136ZM145 229H146V228H145ZM145 229H144V230H145ZM176 229H178V228H175L174 231H177ZM179 229H180V228H179ZM10 230H11V229H10ZM24 230H25V229H24ZM26 230H27V229H26ZM31 230L33 231V229H31ZM88 230L90 231V229H88ZM88 230H87V231H88ZM94 230H95V229H94ZM94 230H91V231H94ZM96 230H97V229H96ZM107 230H108V228H107ZM107 230H106V231H107ZM121 230H122V227H121ZM121 230H120V231H121ZM123 230H124V231H122L123 233L120 232V231H119L118 234H117V233L115 234V232L112 233L113 235H112L110 238L108 237V234H109V233H108V234L106 235L107 238H104L106 241H107V239L109 238L108 242H110V243H107V246H108L109 244H111V248L113 249V247H114L113 250H114L115 253L117 252V249H120V250H118V251H120V252H119L120 254H118V255L113 254V252L111 253V254L114 255V256H113L114 259H116L117 261H119L118 258H117V256H119V258H123L124 253H126V254L128 253V254H129L128 256H130V259H132V258L134 259V255H135V254H138V252H139V250H140V252H142L141 257L147 255V253H149L148 251H150L151 254H150V253H149V254L152 256V258H153V260L155 261V263L157 262L158 258L160 257V250H161V249H160L159 251H156V252H155V248L153 247V244L150 243V237H152V235H155V232L157 231L156 229H155V231H154L153 228H152V230H146V231H142V229H137V230L134 229V230H132V231H128V229H127V230H126V229H123ZM255 230H256V229H255ZM6 231H7V230H6ZM22 231H23V230H22ZM28 231H29V230H28ZM32 231H31V232H32ZM64 231H65V230H64ZM64 231H63V232H64ZM104 231H105V230H104ZM109 231H111V230L109 229L107 232H109ZM153 231H154V232H153ZM160 231H162V230H160ZM163 231H165V230H163ZM169 231H170V230H169ZM169 231H166V232H167V236L170 237V232H172L173 230H171L170 232H169ZM178 231H179V230H178ZM203 231H205L207 234L204 233ZM248 231H252V230H248ZM257 231H258V230H257ZM7 232H9V231H7ZM61 232H62V231H61ZM70 232H71V231H70ZM75 232H76V231H75ZM97 232H98V231H97ZM111 232H112V231H111ZM116 232H118V231H116ZM192 232H196V234H195L196 236H194V234H193ZM255 232H256V231H255ZM64 233H66V232H64ZM86 233H88V232H86ZM104 233H105V232H104ZM172 233H173V232H172ZM172 233H171V234H172ZM179 233L181 234V232H178V234H179ZM222 233H223V234H222ZM21 234H25V232H24V233H21ZM28 234H29V233H28ZM28 234L26 233V236H29ZM30 234H32V233H30ZM82 234H83V233H82ZM84 234H85V233H84ZM88 234H89V233H88ZM88 234H87V235H82V238H83V236H85V238H87V239H91V233H90L89 235H88ZM93 234L95 235V233H93ZM93 234H92V235H93ZM96 234H97V233H96ZM99 234H100V233H99ZM261 234H263V233H261ZM35 235H36V233L34 232V237L32 236L34 239H35ZM63 235L65 236V235H67V234H63ZM110 235H111V233H110ZM123 235H124V239H123ZM223 235H225V236H223ZM37 236H38V235H37ZM87 236H90V238L87 237ZM95 236H96V235H95ZM95 236H94L93 238H95ZM121 236H122V237H121ZM165 236H166V234H165ZM219 236H220L221 238L218 239L217 237H219ZM38 237H39V236H38ZM38 237H37V239H38ZM65 237H66V236H65ZM71 237H73V236H71ZM74 237H76L75 234H74ZM74 237H73V238H74ZM98 237H99V235H98ZM179 237H180V235H179ZM260 237H261V236H260ZM80 238H81V237H80ZM176 238H177V237H176ZM241 238H242V237H241ZM68 239H69V238H68ZM77 239H78V238H77ZM96 239H97V238H95L94 240H96ZM99 239H101V238H99ZM99 239H98V240H99ZM155 239H157V238H155ZM169 239H171V237H170ZM177 239H178V238H177ZM184 239H180V238H179V240H182V241H185ZM192 239H193V240L196 239V240L193 241ZM197 239L199 240V243H198ZM21 240H22V239H20V241H21ZM30 240H31V239H30ZM81 240H82V239H81ZM85 240H86V239H85ZM85 240H84V241H85ZM91 240H92V239H91ZM158 240H159V238H158ZM166 240H167V239H166ZM214 240H215V241H214ZM224 240H225V239H224ZM31 241H32V240H31ZM68 241H69V240H68ZM79 241H80V240H79ZM96 241H97V240H96ZM96 241H95V242H96ZM106 241H104V242H106ZM159 241H160V240H159ZM159 241H158V242H159ZM162 241H163V240H162ZM162 241H161V243H162ZM29 242H30V241H28V244H29ZM34 242H35V240H34ZM34 242L32 241L31 244L34 243ZM74 242H76V241H74ZM100 242H101V241H100ZM104 242H102V243H104ZM116 242H117V243H116ZM142 242H145V243L147 242V243H146V246H145V245H144V246H143V245L140 246V243H142ZM154 242H155V243H154V245H155V244L157 243V241H154ZM203 242H205V241H203ZM215 242H216V243H215ZM221 242H222V243H221V246L223 247V243H224L225 241H224V242L221 241ZM247 242H248V241H247ZM1 243H2V242H1ZM3 243H4V242H3ZM35 243L39 244L38 242H35ZM91 243H92V241H91ZM93 243H94V242H93ZM115 243H116L117 245H115ZM161 243H160V242L157 243L156 246H157L158 244H161ZM170 243H171V242H170ZM178 243L180 244V242H178V240H177V242H176V240H175V242H173V245H174V247L176 246L175 249H177V250L179 249V248H177V247H179V244H178ZM181 243H182V242H181ZM185 243H186V242H185ZM226 243H227V242H226ZM226 243H224V244H226ZM24 244H25V243H24ZM31 244H29V246H30ZM41 244H42V242H41ZM74 244H75V243H74ZM74 244H73V245H74ZM84 244H87V243H84ZM100 244H101V243H100ZM5 245H6V244H5ZM25 245H26V244H25ZM32 245H33V244H32ZM32 245H31L30 248H33ZM34 245H35V244H34ZM42 245H43V244H42ZM82 245H83V244H82ZM98 245H99V243H98ZM171 245H172V244H171ZM171 245H170V246H171ZM177 245H178V246H177ZM200 245H201V244H200ZM200 245H199V246H200ZM27 246H28V245H27ZM29 246H28V247H29ZM40 246H41V245H40ZM40 246H39V247H40ZM94 246H95L94 248H97V247H98V246L95 245V243H94ZM101 246H102V245H101ZM167 246H168V245H167ZM196 246H197V245H196ZM224 246H226V245H224ZM35 247H36V246H35ZM42 247H43V246H41V248H42ZM75 247H76V246H75ZM201 247H203V245H201ZM208 247H209V246H204L203 249H199V250H200V253L197 252L198 254H195V255L193 256V261H190L191 264H230V263H229L230 261L227 260V261H228V262H227V261H225L226 259H225V260H222V259H221L222 256L224 255L222 252H221V253H220V252H214L213 250H211V251H212V252H211V251H210V248H211V247H209V248H208ZM25 248H26V247H25ZM25 248H24V249H25ZM78 248H79V247H78ZM86 248H89V250H92V249H93L89 242H88V244L85 246V249H86ZM90 248H92V249H90ZM103 248H104V247H103ZM105 248H107V247H105ZM105 248H104V249H105ZM115 248H117L116 251H115ZM159 248H160V247H159ZM170 248H173V246H171ZM197 248H199V247H197ZM213 248H214V246H213ZM220 248H221V247H220ZM37 249H38V248H37ZM73 249H77V248H73ZM97 249H98V248H97ZM100 249H101V247H100ZM100 249H98V250H100ZM104 249H103V250H104ZM109 249H110V247L108 248V251H109ZM112 249H111V250H112ZM157 249H158V247H156V250H157ZM211 249H212V248H211ZM215 249H216V248H215ZM215 249H214V250H215ZM221 249H222V248H221ZM223 249H225V248L223 247ZM38 250L40 251V249H38ZM41 250H42V249H41ZM49 250H48V251H49ZM89 250H88V251H89ZM93 250H94V249H93ZM111 250H110V252H111ZM113 250H112V251H113ZM186 250H187V249H186ZM199 250H198V251H199ZM39 251H38V252H39ZM75 251H76V250H75ZM88 251H87V252H88ZM101 251H102V249H101ZM145 251H147V252H145ZM174 251H175V250H174ZM192 251H193V250H192ZM220 251H221V250H220ZM222 251H223V250H222ZM261 251H263V250H261ZM13 252H14V251H13ZM26 252H27V251H26ZM32 252H33V251H32V249H31V254H32ZM51 252H53V251H51ZM57 252H58V251H57ZM57 252H56V253H57ZM80 252H81V251H80ZM91 252H92V251H91ZM143 252H144V253H143ZM168 252H169V251H168ZM177 252H178L180 255H179L178 253H176V255L179 256V257H181V259H180L181 262H180L179 264H189V261H188L187 258L189 257V259H190V257H191L192 254L189 253L190 256H189V254H188V256L185 258V259H187V262H184V261H183V257H185L187 253H186V252H183V250H182V253H183V254L186 253V254L183 255V254L181 253V249L178 250ZM190 252H191V251H190ZM254 252H255V251H254ZM263 252H264V251H263ZM15 253H16V252H15ZM42 253H43V252H42ZM65 253H64V254H65ZM78 253H79V252H78ZM102 253H103V252H102ZM165 253H166V252H165ZM195 253H196V252H195ZM225 253H226V252H225ZM260 253H261V252H260ZM25 254H26V253H25ZM27 254H28V252H27ZM40 254H41V253H40ZM40 254H39V255H40ZM44 254H45V253H44ZM46 254H47V256H49L48 254H50V252H49V253L46 252ZM52 254H53V253H52ZM75 254H76V253H75ZM116 254H117V253H116ZM133 254H134V255H133ZM222 254H223V255H222ZM234 254H235V253H234ZM33 255H34V253H33ZM33 255H31V257H33ZM56 255H57V254H55L54 257H55ZM58 255H59V254H58ZM99 255H100V253H99ZM176 255H175V256H176ZM182 255H183V256H182ZM252 255H253V253H252ZM254 255H255V254H254ZM256 255H257V257L253 256V257H250V258L245 259V260H244V264H264V255H260V254H256ZM0 256H1V255H0ZM14 256H15V258L17 257L16 254H15ZM42 256H43V254H42ZM42 256H41V258H42ZM45 256H46V255H45ZM61 256H58V257L60 258ZM76 256H77V255H76ZM102 256H103V255H102ZM107 256H108V253H107ZM138 256H139V254H138ZM237 256H238V254H237ZM64 257H65V255H64ZM69 257H70V256H69ZM166 257H167V256H166ZM171 257H172V256H171ZM173 257H174V256H173ZM248 257H249V256H248ZM33 258H34V257H33ZM46 258H47V257H46ZM51 258H53V256H51ZM67 258H68V257H67ZM102 258H103V257H102ZM102 258H101V259H102ZM104 258H105V257H104ZM135 258H136V262H135V263L137 264V262H138V261H137V258H138L137 255L135 256ZM142 258H143V257H142ZM144 258H145V257H144ZM144 258H143V259H144ZM150 258H151L150 256H149V258L147 257V259H148L149 261H153L152 259L150 260ZM164 258H165V257H164ZM176 258H177V257H175V261H176ZM223 258H225V257H223ZM0 259H1V258H0ZM29 259H30V258H29ZM39 259H40V258H39ZM53 259L55 260V258H53ZM81 259H82V258H81ZM94 259H95V258H94ZM101 259H98V260H101ZM106 259H107V258H106ZM106 259H103V260L106 261ZM110 259H112V258H110ZM114 259H112V260H114ZM138 259H139V258H138ZM140 259H141V258H140ZM145 259H146V258H145ZM162 259H163V258H162ZM162 259H161V257H160L159 260H162ZM166 259H167V258H166ZM24 260H25V259H24ZM31 260H32V259H31ZM35 260H36V262H37L38 259L35 258ZM43 260H44V259H42V263H45V261L43 262ZM96 260H97V259H96ZM103 260H102V261H103ZM112 260H111V261H112ZM120 260H121V259H120ZM122 260H124V259H122ZM13 261H14V260H13ZM15 261H16V260H15ZM15 261H14V262H15ZM39 261H40V260H39ZM49 261H50V260H49ZM51 261H52V260H51ZM51 261H50V262H51ZM104 261H103V262H104ZM111 261H110V263H113L115 260H114L113 262H111ZM130 261H132V260H130ZM139 261H143V263H145L144 260H142V259L139 260ZM154 261H153V262H154ZM163 261H164V260H163ZM167 261H168V262H167ZM167 261L165 260V262L169 263V260H167ZM175 261H173V262H175ZM14 262H13V263H14ZM16 262H17V261H16ZM27 262H28V261H27ZM33 262H34V261H33ZM47 262H48V261L46 260V263H47ZM52 262H53V261H52ZM55 262H57V261H55ZM90 262H92L91 259H90ZM95 262H96V261H95ZM99 262H100V261H98V264H99ZM121 262L125 263L124 261H121ZM147 262H148V261H147ZM170 262H171V261H170ZM173 262H172V263H173ZM13 263H12V264H13ZM30 263H32V262H30ZM88 263H89V262H88ZM100 263H101V262H100ZM110 263H109V264H110ZM116 263H117V262H116ZM139 263H140V262H139ZM139 263H138V264H139ZM150 263H151V262H150ZM150 263H149V264H150ZM155 263H154V264H155ZM157 263L160 264V262H157ZM157 263H156V264H157ZM167 263H166V264H167ZM16 264H17V263H16ZM18 264H19V263H18ZM33 264H35V263H33ZM37 264H38V263H37ZM53 264H54V262H53ZM75 264H76V263H75ZM106 264H107V263H106ZM145 264H146V263H145ZM161 264H162V263H161ZM173 264H177V261H176V263H173Z\"/></svg>", "mask_w": 264, "mask_h": 264}]
</instances>
